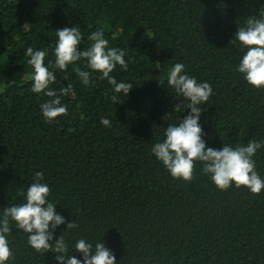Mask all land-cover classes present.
Returning <instances> with one entry per match:
<instances>
[{"label":"trees","instance_id":"16d2710c","mask_svg":"<svg viewBox=\"0 0 264 264\" xmlns=\"http://www.w3.org/2000/svg\"><path fill=\"white\" fill-rule=\"evenodd\" d=\"M249 17H264V0H0V214L25 202L43 172L48 200L65 220L53 243L62 235L69 256L82 260L74 246L84 239L103 243L115 264H264V190L220 191L200 162L191 182L173 179L151 151L190 111H174L189 103L167 84L176 63L213 89L200 105L207 147L264 140V89L236 70L246 49L233 40ZM74 26L83 36L78 51L99 30L109 47L126 51L127 70L117 65L111 75L132 84L127 96L98 73L83 85L75 69L91 71L84 60L53 67L55 33ZM28 47L46 50L52 90L73 86L74 94L60 96L68 114L51 123L40 110L50 98L31 91ZM253 159L264 179V147ZM72 220L78 228L66 230ZM10 224L14 258L6 264H57Z\"/></svg>","mask_w":264,"mask_h":264},{"label":"clouds","instance_id":"9594fccd","mask_svg":"<svg viewBox=\"0 0 264 264\" xmlns=\"http://www.w3.org/2000/svg\"><path fill=\"white\" fill-rule=\"evenodd\" d=\"M55 34L57 42L54 48V68L66 71L69 65L84 60L91 71L75 69L83 85L88 86L91 83L90 78L94 72L100 74L101 79L107 80L114 93L128 95L133 88L132 84L117 82L111 75L117 65L127 70L126 51L109 47V41L104 38L102 30L95 31L88 37L92 43L84 51H78L83 39L80 28H63ZM233 41L246 49L236 70L243 75L248 85L264 89V17L247 18L246 26L238 28ZM25 55L30 57L28 63L34 69L30 77L31 91L36 94L43 93L50 98L40 105L43 118L51 123L57 117L67 115L68 106L62 104L60 96L74 94L72 84L60 88L59 92L52 90L49 86L56 81V76L44 64L46 50L28 47ZM167 84L189 102L186 106L176 104L174 111L181 112L185 108L190 110L178 125L169 124L164 133L165 139L153 144L151 148L152 154L171 177L191 182L196 163L200 162L203 165L202 173L210 177L218 190L227 191L235 186L237 189L246 188L254 195L260 194L264 190V179L257 173L253 157L264 147V140L250 139L246 145L235 147L224 144L219 150L207 147L202 139L203 130L199 119L203 112L200 105L205 104L213 95L211 85L208 82H197L195 77L187 75L185 66L181 63H176L169 69ZM110 99L113 104H119L118 95H112ZM167 116L168 113L164 120ZM100 123L105 127L112 126V121L108 118H101ZM43 180L44 173L37 172L26 189L25 202L2 210L0 264H6L14 258L7 239L11 233L10 221L17 229L28 234V244L37 253H54L57 264H115V255L99 241L95 245L84 239L75 243V253L82 254V260L75 255H68V244L62 235L53 243L56 228L64 224L65 220L56 212V204L48 200L51 190ZM75 228H78L75 221L67 223L66 230Z\"/></svg>","mask_w":264,"mask_h":264}]
</instances>
